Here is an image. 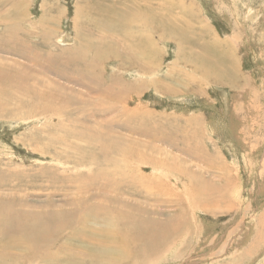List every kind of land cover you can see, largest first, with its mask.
Here are the masks:
<instances>
[{"label":"rangeland","instance_id":"rangeland-1","mask_svg":"<svg viewBox=\"0 0 264 264\" xmlns=\"http://www.w3.org/2000/svg\"><path fill=\"white\" fill-rule=\"evenodd\" d=\"M143 1L156 11H144L133 22L131 6L137 13L138 0H0V71L13 69L23 77L30 67L42 73L40 65L62 67L71 54L79 63L69 68L80 71L70 72L76 81L45 74L59 94L52 111L41 112L36 96L43 93L26 87L6 104H22L17 113L0 103V204L16 201L35 214L87 205L99 220L95 229L86 225L92 233L83 246L53 241L46 259L43 250L29 251V259L20 251L9 263L66 264L60 258L67 252L84 260L91 245L116 249L126 238L132 252H145L138 254L143 260L170 246L149 264H264V0ZM180 6L198 15L199 46L222 43L240 77L231 72L223 84L203 81L201 67L182 55L202 53L217 65L218 52L211 57L156 32L154 24L166 12L174 27L190 21ZM203 28L205 37L198 33ZM143 40L150 45L135 64L146 66L141 74L128 65ZM34 54L41 64L29 58ZM13 86L0 74V94ZM191 186L196 198L190 197ZM176 198L179 206L171 203ZM10 209L13 218L23 219L18 207ZM181 211L179 226L186 232L173 235ZM107 215L113 222L106 223ZM61 221L54 219V225ZM54 230L47 242L58 237ZM101 231L117 241L104 240ZM159 241L161 248L153 243Z\"/></svg>","mask_w":264,"mask_h":264},{"label":"bare ground","instance_id":"bare-ground-1","mask_svg":"<svg viewBox=\"0 0 264 264\" xmlns=\"http://www.w3.org/2000/svg\"><path fill=\"white\" fill-rule=\"evenodd\" d=\"M129 1L132 2V3L135 2V0H129ZM138 1L139 2L136 4L137 9L139 8V10H138L137 13H135L136 12V9L133 6H131L132 7L131 8L132 9L131 10L132 11L131 14L134 13L132 15L133 18L131 16V21H133V22L136 21V20H138L136 18H138V16H139L140 13H141L140 16H142L143 15L142 13L144 11L145 12H153V11H156V8L153 7L154 6L153 4H149V3L141 4L144 1L143 0H138ZM166 1L167 0H163L164 5H166ZM13 6H16V5H13ZM180 7H181V11L184 14L190 16V21L189 22H186L188 20H186L184 18L183 21H182L183 27L176 26V25H175L176 27H174V23H173L172 19L170 17L165 18V15L167 16V14H168V12H166V14H163V16L161 15L162 18H159V19H162V21H161L162 23L161 24H158V25L157 24L156 25L154 24V27L153 28L156 30V32H159L160 31L163 34L161 37L164 38V39L167 36L171 35L176 40L179 39L178 41L183 42V44H187V46H190L191 48L199 47L203 53L209 52V56H211V57L215 54V51L218 52V55L215 54L217 56V59L219 60V62H218L217 65L212 62V58H209V57L208 58H204L202 53H198V55H197L198 57H196V58L195 57H191V58H188L187 57L186 58V57H184V55H182V59L187 64H189V65H191L192 67H195V68H200L201 67V69H199V70H203V71H200L199 73L202 74V76H203L202 77V80L203 81L214 82L216 84H223L222 81H225V79H227L228 77L230 78V76H231L232 73H233L232 77H237V78L240 77L239 73L237 72L238 70L236 69V67H231L232 70H229V69H231L230 66H234L232 64L235 63V60H232L231 57H230V55L227 54L226 47L222 43L215 41V46L212 45V47H209V48H203V47H200L199 46V42H198V39L196 37V33H197L196 32V30H197L196 22L199 23V21H198V15L196 13H193L192 10H190L188 7L187 8L182 7V6H180ZM19 8H21V6ZM14 11H16V10H14ZM20 11H22V9ZM16 14L20 15L19 13H16ZM168 15H170V14H168ZM171 15H173V13ZM158 17L159 16H157V18ZM144 19L145 20H148V17H146ZM164 19L165 20H169V21H167L165 23L163 21ZM128 21H130V19ZM184 22H186V23L184 24ZM143 25L146 28H148L147 27V24H144L143 23ZM108 26H110V25H108ZM109 29H111V26L109 27ZM166 31H168L167 34L165 33ZM193 31H195V32H193ZM142 32H143V30H142ZM198 33H200L202 35V37H205L204 28H203V31H200L199 30ZM8 37L13 38V35L12 34H10V35L8 34V36L6 38H8ZM129 37L131 38L132 36H129ZM6 38H4V39L6 40ZM130 41H131V39H130ZM11 42H13V41H11ZM132 42L134 43V41H132ZM146 44L147 43L144 40L143 41H139L138 42V46L139 45L140 46L139 47H136V49L134 48V53H133L132 58H131L132 59V63L130 61L131 59L128 58V60L130 61V64L128 65V68L130 70H134V71H136V70L138 71L139 70V71H141V74L145 72V67L146 66L144 67L143 64H139L140 65V69H139V67L137 65H135V64H136V61H137L138 58H143V56H146V55H144V52L146 51V48L148 47V45H150V44H147V45ZM11 45H12V47H14L16 49L15 51H18V52H21L22 51L20 49V47L18 48L16 46V44H12L11 43ZM182 48H183V46L180 47L179 49H180V52H182V54H184L183 53V49L184 48L183 49ZM17 49H19V50H17ZM148 53L150 54V52H148ZM34 56H36V55L34 54ZM72 56H73V54H71L70 59H69V56L67 57V59H65L66 61L64 63H62V65H63L62 67H57V68H54L53 67L54 65L58 64V62H54V63L47 64V65H43V64L40 65V68H41L42 73H37L36 74V71L32 70L29 67L28 69H26V71L23 70V74H24L23 77H21V74L19 72L15 71L13 69H9V70L4 69V68L1 69V71H0L1 76L4 77V78H6V79H10L11 82L14 83L13 89L10 90L9 94H6L4 96L2 94H0V103H2V106H7L6 104H8L10 101H12L14 99H17V96H15L17 94V92H18V95H19V93L21 91H23L24 88L26 87L28 89L31 88L32 91H34L35 89H38V90H40L41 93H43V95L36 96L37 100L43 102L42 103L41 112L47 111L48 107H49L48 110H51L52 111V108L50 107V105L52 103V100H53V98L54 99L55 98L58 99L59 98V94H58V90L55 91V89H54L56 87V86L54 87V83H53V86H52L51 80L48 81L47 80L48 78L46 79V75L45 74L48 75V74H52L53 72H57V76H59L61 79H67V80H70V79L73 80L74 79L76 81V78L72 77L73 75L70 74V72H72L73 74L77 75L76 73H78L80 71L77 70L76 73H75V72H73L71 70V68H69V66H71L74 63H79V62L77 61L78 56H76V57H72ZM37 57L38 56L33 57V58L32 57H29V58L33 62H35L37 64H41V61L40 60H42V59H39V57L38 58ZM26 60H28V59H26ZM82 61H83V58L80 59V65H81V62ZM134 61H135V63H134ZM29 62H31V61H29ZM67 63H70V64H67ZM127 63H129V62H127ZM12 64H15L17 66L18 63L16 64V63L13 62ZM85 66H89V65H85ZM26 67H23V68H26ZM147 67H150V66L147 65ZM65 69H66V71H65ZM87 69H90V67H87ZM77 76H80V73H78ZM26 78H32V79L36 80L37 81V84L39 85V87L35 83V81H34V83H32V85H30L31 82L29 83ZM237 78H236V80H238ZM14 80H16V81H14ZM52 90H54L55 92L52 93ZM98 92H101V91H98ZM103 97H105V96L103 95ZM113 98H115V97H113ZM55 101L58 102V100H55ZM64 102H65V100H64ZM16 106L18 108L23 107L22 104H20V105H16L15 104L13 106H7V109H9L8 111L13 112V114H14V113H17L16 110H18V108H16ZM30 111L34 112L35 111V108L32 107L30 109ZM107 152H108V150H107ZM113 161H114V164L116 165L117 164V159L113 158ZM191 189H192V186L190 187V189L188 191V192H190L189 194H191L190 197H195L196 194L193 191L191 192ZM169 192L172 194V196L177 194L174 191H169ZM178 200H179L178 198L173 199V201H171V203L172 202H174V204L177 203V205L179 206L178 203H181V201H178ZM192 201L193 200L190 199V202H192ZM166 204H168V203H166ZM15 206L18 207V209H19V210H15V213L17 214V216L19 218H23V219L13 218V213L11 212V209L10 208H14ZM25 206H26V204H25ZM86 206L87 205L81 206V207H72L71 210H69V211L63 210V213H62V211L61 212L49 211V212L43 214L42 211H41L42 214H35L37 212L39 213V211H37V212L36 211H23L26 208H24L22 206H19V204H17L16 201L15 202L14 201L13 202H10L8 204H0V211L3 210L0 213V219H2V222L0 220V236L1 237H4L6 239V242L0 241V258H1L0 259V263L1 264H11V263H9V261L15 256L16 253H17V256H18V253L20 251L26 252V254L28 255V259H29L30 258L29 257V255H30L29 251H34V252H37L38 253L39 250H43L42 258L46 259L47 257L50 256V252L48 251V247L53 244V241L70 240V241H73L75 243L77 242V243L81 244V246H83L82 243L84 242V240L87 239L88 237H90L91 236V233H92V232H89L87 230L86 225L88 224L91 227H93V225H94V229H95V226H97L95 224L96 223H99V220L96 217V215L94 214V212L92 210L88 209ZM184 213H185L184 211L183 212L181 211V213L180 214L178 213L177 216H176V218L174 219L175 220L174 223H175V226L177 228L172 229L171 232L173 233V235L174 234H177V232H179L181 234H184L186 232V231H181V228H180L181 226H179V225H182V221L184 219ZM117 214H116V216H117ZM26 218H28V219L26 220ZM54 219H63L64 221L63 222L61 221V223H58V225L55 226L54 225ZM82 219H86V221H82ZM103 219L106 221V223L113 222L112 219H111V217H110V219H108V215H107V219H105L104 217H103ZM117 219H118V217H117ZM263 219H261V220H263ZM121 220H123V219H121ZM114 222H116V221H114ZM119 222H121V221L119 220ZM142 223L144 224V222H142ZM174 223L171 222V224H174ZM81 226H83V227H81ZM104 226H103V228H104ZM67 228H68V232L66 234H63L64 232H62V229H67ZM91 229H93V228H91ZM53 230H54V233L56 231V233L58 234V237L55 238V239H52L49 242H47V239H48L49 235L52 234L51 232ZM109 232H110V230H109ZM142 232H140V233H142ZM96 233H98V232L96 231ZM101 234L103 236H105V234L102 233V231H101ZM92 235L94 236V234H92ZM149 235L153 238L154 233L149 234ZM168 235H169V233H168ZM108 236H111V235L105 236L104 240H106V241H113V242L115 240L117 241V239H114L113 237L109 238ZM140 236H142V235H140ZM162 236H164V234ZM96 237H97V239L95 240V237H94V241H97V242L99 241L100 242V237L98 238L97 235H96ZM137 237H138V235H137ZM179 237H182V236H179ZM134 238H135V236H134ZM121 239L122 240L119 241V245L117 246L116 249H111L109 247L108 248L107 247L106 248L105 247H102L103 244L102 245L100 244L101 245V248H98V247L97 248H93V245H91V248L94 249V250L87 251L84 260H83L84 256L82 254L81 255L79 254V256L75 257V255L72 252H67L66 254H64L66 257L64 259L63 258H60V260L62 262H65L66 264H89L90 262L92 264H117L118 262H122V261L125 262L126 264H149V263H152L153 261L158 262L159 261L158 258L161 256V254L163 253V251L164 250L165 251H168L170 249V246L169 245L168 246H164V243L162 241L163 246L165 247L164 250H160L158 252H155L154 251L153 255H151V258L145 256V259L143 260L140 257H138V254L143 256V255H145V252L138 253L137 254V252L135 250V252H136V254H135L134 252H132L131 248L129 247V243H128L129 240H127L126 238H121ZM88 241H90V240H88ZM160 242L161 241H159V242H153V243H155L157 247H160L161 248L162 247V243L160 245ZM68 245L66 244V246H68ZM68 247H70V246H68ZM148 248H150V247H148ZM77 249H79V248H77ZM80 249H81V247H80ZM143 250H145V249H141V251H143ZM114 253H116V255L118 257L115 256V255H113ZM34 255L36 257H38L36 254H34ZM16 262H17V258H16ZM33 262H35V261H33Z\"/></svg>","mask_w":264,"mask_h":264}]
</instances>
